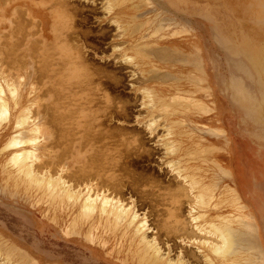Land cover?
<instances>
[{"label":"rangeland","instance_id":"rangeland-1","mask_svg":"<svg viewBox=\"0 0 264 264\" xmlns=\"http://www.w3.org/2000/svg\"><path fill=\"white\" fill-rule=\"evenodd\" d=\"M21 1H23V5H18L19 8H22L20 10L16 4L8 6L9 4L4 3L0 7V12H5L7 16L0 15V21L8 24L11 18L14 17L13 15H15L25 20V22L31 23L27 21L31 20L29 19L31 18V9L42 12L41 17L44 18V36L48 40L47 43L51 49H53L50 50L49 56H46L47 51H49L48 46L47 51L44 50L46 52L42 51L43 53L40 49H37V51H40L37 54L40 57L43 56L41 57L42 59L45 57L50 59L52 56V60L50 59L52 63L55 60L53 57L56 56V60L59 58L58 61H54V64L50 66L48 64H51V62L47 58H45L48 60L47 62H44L41 58H36V60L40 59L41 61L33 60L35 57H32L33 59H30V57L24 58L27 60V63L30 61L23 69L25 72L28 67L29 74L27 72V78V74H23V79L21 80L22 90H20V93L27 99L34 97L37 100L36 97L39 96V103H35L39 107H35V105V108L33 107L38 112L34 113L35 111H32V114L34 113L32 115L34 122L41 123L45 117L47 119L45 118L44 121L56 117L58 123L62 122V125H64L61 127L58 124L56 127L57 121L55 122V119L51 120L53 122H49V120L40 124L42 128L46 127L43 130H46L47 134L49 130L50 135H45L44 132L46 131H42L41 136H45L41 137L40 143H42L41 146L43 144L45 146H42L43 148L41 147V149L39 146L37 152L40 151L38 155L41 157V153L45 152L42 149L46 150L47 148L48 153L47 151L45 153L48 155L47 158L49 157L50 159H46L44 157L46 154L44 153L41 158L43 162H49V160L50 162H47V165H45L46 162H40L41 160L38 159L39 163L36 164L37 162H35V168L41 165L40 168L38 167V171L42 169V172L49 171L50 174L56 173V175L62 176L63 174H67L68 170L72 173L75 169L71 168L83 163L84 159L88 162V157L94 153V150L92 151L91 148L93 146L90 147L86 143L85 140L87 138L85 137V140H81L87 146L80 145L81 148L74 146H76V143L85 144L80 142L76 137H79V132L84 130L81 124L84 125L83 122L87 121V118L92 116L93 113V116L97 115L99 119L97 116L95 120L91 117L90 122L94 120V123H100L99 125L101 126L98 125L99 128L98 126L96 128V124L91 123V125L95 126L94 128L92 125V129L101 131L105 136L113 133V137L115 134V138L111 136H106V138L101 133H96L95 131L96 134H101L99 136L101 138L100 141H105L104 144L109 145L107 149L110 148L109 151H105L107 150L106 146L101 142L96 141V143L93 142L94 140L90 142V144L95 143L98 147H102V150L98 152V155L100 154L101 156L99 157L100 160L96 161V164L99 165L101 163V167H106L102 171L105 176L113 172V174H108L109 176H107L111 180L113 179L114 183H125H123L122 187L117 185L116 188L118 187L119 189L115 188L112 194L116 197L121 195L120 199L124 200L125 198L124 201L130 202L140 217L145 214L148 222L147 227H149V230H146V233L148 232L146 235L150 239H152V236L153 238H157L156 242L159 248L162 247L160 249L161 256H168V258H171L175 262L183 258V260H187L186 264H206L204 262L206 261L205 252H202L198 248L203 234L196 231L194 222L190 220L191 215L188 209L192 205V195L187 189V184L183 180L180 182L182 178L180 179L175 171V173H172L173 170L170 168L172 159L176 157V160L181 159L180 165L194 171L198 179L204 182L215 181L219 194L229 190V188L238 190L244 205L256 219L257 231L251 233L248 228L243 226L246 218L244 220L240 219L237 221L238 223L235 221L233 225L236 228H242L241 230L237 228L238 232L236 234L239 236H235L237 243L235 248L238 252L236 255L240 254L238 260L240 263L243 262L241 264H256L257 261V264H261L262 256L256 248L254 240L256 238L258 243L260 242L264 248V74L261 72L260 66L252 59L251 50L254 52V55L258 54L264 44V23L258 22L259 19H264V0H124L121 5L110 12L104 9L106 6L105 0H67V2L64 0V4L67 3L63 6L64 8L67 9V6L71 4L72 7L70 6L69 10L72 8L74 12L79 11L76 17L73 16L71 26L68 29H64L66 31L59 29L62 24L59 17L61 10L58 9L57 4L50 5L53 3V0ZM47 5H50L49 8L52 6V8H46ZM73 6L75 7L73 8ZM25 9V13L20 12ZM12 11L15 13L13 14ZM73 24L76 27L74 29ZM33 25L34 23H32V27ZM53 28H57L58 30L53 31ZM26 29L27 32L29 29L32 30L28 25ZM36 29L37 27L33 29L35 36L33 30V32H29H32L31 35L28 33L30 38L27 37L31 42L40 38L37 32L38 29ZM3 31L6 32V29ZM67 31L68 36H65L64 33L60 34L61 32L67 33ZM75 33L77 36H75ZM32 36L35 40H31ZM61 36L62 38H60ZM244 36L251 38V41H246L248 46L241 43V38ZM55 40H59L60 42H56ZM70 44L73 45L71 46ZM78 47L80 53L83 54H80V56L87 59H82L84 61L81 62V66H91L95 69L91 71L89 69L91 67L86 68V70L94 73H89V76L92 74L90 78H88L89 76L87 77L88 72L86 70L83 71L80 66L79 69H76V65H72V62L71 66L73 68L69 65L68 55L78 54L75 53L78 52L76 49ZM39 48L43 49V47ZM51 52L57 53L54 56ZM37 54L33 56H37ZM127 55H135L139 58L128 59ZM38 61L39 63L37 64L36 62ZM60 62L64 69H61V65L58 66ZM40 63H42V66ZM43 64L46 69L49 67L50 71L45 69V76L50 77V83L42 78V76L44 77L41 72L42 70L44 73ZM53 65H56L58 69L61 67V70L59 69L60 72L67 73V76L64 74L67 78L64 79L67 82H63L64 76L58 77V75H61L58 69L51 72L50 68L55 69L56 67ZM37 66H41V68L37 70ZM34 70L40 71V73L34 72ZM79 70H82V73L86 72L83 73L84 78L82 77L83 75L78 76ZM33 72L34 75L32 74ZM36 73L41 74L40 78L43 81L45 80L46 83L36 77L38 76ZM33 76L37 81L40 80L44 84H40L39 82L32 84ZM8 78L10 77L8 76ZM36 79L33 82H37ZM46 79L48 80L49 78L46 77ZM77 80L82 82H77L79 86L76 83ZM63 83L65 85L68 84L69 88ZM31 85L34 88V85H38L36 91L34 88L33 90H29L31 89ZM42 85L44 86L43 89ZM63 85L65 86L64 89ZM76 85L78 87L75 89ZM49 86L52 90L49 89ZM52 86L56 88L54 89ZM72 87L73 89L71 90ZM57 89H61L62 92L59 91L57 93ZM147 89H151L158 94L164 102H175L173 114L168 115L161 107L142 106V104L144 105L142 93L143 90ZM44 90L51 91L52 93L50 92L48 95ZM29 91H32L30 96L27 95ZM62 93H66L65 96L69 95L70 99L68 97L64 99ZM36 94L39 95L37 96ZM61 95L63 96V103L61 102L60 105V101L62 100ZM107 95H109L108 99L105 98ZM86 96L95 97L90 99ZM71 99L72 101L75 99L76 103H71ZM64 100L66 103H64ZM89 101H91L90 104H87ZM57 104L63 108H61L60 112L56 110L58 108ZM76 104L79 107L80 104L83 105L84 110L78 106L77 108ZM85 104L88 106H84ZM106 104L108 109L105 108ZM68 105L69 107L71 105L70 109L75 111L74 114L68 109L69 107L65 108ZM44 106H47L48 111L45 110ZM72 106L76 107L75 109L78 112ZM88 108L91 110V113L87 111ZM50 109L51 111L53 109L52 113L55 111L54 113H61V116H68H65V118L59 117V114L57 119L56 114L52 115ZM58 109L60 110V108ZM98 109H103L104 114L110 112V115L108 114L109 117L108 115L102 116V111L99 113ZM39 110H42L43 113ZM47 112H50L49 114L52 116H48ZM77 113L80 118L76 116ZM85 114L87 115L85 116ZM14 117L12 115L10 123L0 126V264H136L135 251L138 245L131 230H126L122 225L113 227L110 225V222L107 223L104 219L95 215L91 221L86 222L85 220L81 223L79 232L66 233L64 229L80 217L78 204L66 203L59 210L55 211L52 205V198L46 191L24 188L21 184V178L17 177L14 168H9L11 167V164L8 163L9 149L3 147L5 140L13 131V124L11 122ZM59 118H62L60 119L61 122H59ZM72 118H75L76 122ZM149 118L156 120L150 129L148 128ZM165 119L179 122L181 126L180 130L185 132L179 135L182 151L178 152V155L169 153L166 147H164L165 145H163L167 138L165 135ZM63 121H66V123ZM69 121H72L71 123L74 122V125L69 124ZM146 121L148 122L145 123ZM77 122L81 123H79L80 126ZM52 125L55 126L53 127ZM67 125L73 128L68 129ZM59 126L65 129V133L66 131L67 133L70 132L68 134L70 137L65 133L64 135L61 132L63 131L61 128L59 132L57 130ZM91 128L90 130H92ZM103 128L104 131H102ZM106 129L107 132L109 129L111 133L108 132L106 134ZM54 130L57 131L55 132ZM71 130L76 134L73 135ZM94 130L91 133H94ZM58 132L60 136L62 134V137H58ZM83 132L81 135H88ZM63 136H67L68 139L65 138L63 140ZM71 137L73 140L70 142ZM59 138L62 139L59 140ZM134 138H140L141 142H143V152L140 150L142 153H140L139 157L131 150V147L137 144L133 143ZM122 139L123 143L120 142ZM98 142L104 146H101ZM95 144L94 148L96 149L97 146ZM66 148L67 151H65ZM69 148L71 149L70 151ZM77 148H80L82 151H77ZM186 148H193L196 150V154L184 155ZM49 151H52V155L50 153L51 157L49 156ZM63 152L64 156H62ZM69 152L71 155H68L70 154ZM75 152L78 154L76 155ZM57 159H62V161H58ZM121 159L123 165L121 164ZM51 160H54V163ZM116 160L120 164L117 166L118 168L114 167L111 171L109 169L111 166L108 162ZM50 164L51 166H49ZM58 164L59 166H57ZM85 165L88 164L85 163ZM106 170L108 173H105L107 172ZM117 170H120L121 173ZM92 171L94 170L92 169ZM121 179L123 181L120 183ZM184 184L186 188L183 187ZM231 204L234 203H225L219 206L212 205V207L209 205L204 209L205 211L201 210L200 212L204 213V217L209 220H214L218 216L225 214L233 216L236 215V211L234 210L236 204L234 206ZM53 218H56L58 222L53 220ZM240 221L242 225H240ZM162 225L165 228H162ZM183 225L186 227V233ZM191 229L195 230V232H191ZM246 233L247 235H245ZM237 239H239V242H237ZM9 246L15 248L11 250V253L14 255L8 256L9 258L8 260L6 259L5 263L3 258ZM25 251L30 255L27 260L17 258L19 253L20 256Z\"/></svg>","mask_w":264,"mask_h":264},{"label":"bare ground","instance_id":"bare-ground-1","mask_svg":"<svg viewBox=\"0 0 264 264\" xmlns=\"http://www.w3.org/2000/svg\"><path fill=\"white\" fill-rule=\"evenodd\" d=\"M17 0H0V7H2V5L4 4V3H6V4H9L8 6H10V5H14V4H16L17 5V7H18V5H23V1H21V0H19V1H17ZM30 1V0H29ZM52 1V0H51ZM51 1H49L50 3H51ZM62 1H64V0H62ZM62 1H59L58 2V0H53L52 2L53 3H51L50 5H52V4H57V6H58V9H60L61 11H60V13H59V17H60V20H61V25H60V27H59V29L60 30H64L65 28L66 29H68L70 26H71V22H72V18H73V16L74 17H76L77 15H78V12H74V11H72V8H70V10H69V7L71 6V4L70 5H68L67 7V9L66 8H64L63 6H65L66 4H64L65 3V1L62 3ZM102 1V0H101ZM106 1V6H105V8L104 9H107V12H110V11H112V10H115L119 5H121L123 2H124V0H105ZM40 2V1H39ZM48 2V3H49ZM56 2V3H55ZM66 2H67V0H66ZM25 3V2H24ZM35 3V2H34ZM45 4V3H44ZM34 5V4H33ZM50 5H47L46 6V8H49L50 7ZM74 5V4H73ZM261 5V4H260ZM259 5V6H260ZM37 6V5H36ZM53 6V5H52ZM52 6H51V8H52ZM56 6V5H55ZM56 6V7H57ZM72 7V6H71ZM75 6H73V8H74ZM104 7V6H103ZM15 8V7H14ZM13 8V9H14ZM51 8H49V9H51ZM10 9V8H9ZM12 9V10H13ZM18 9L20 10V9H22V8H19L18 7ZM56 9V8H55ZM77 10H78V8H76ZM11 10V9H10ZM15 10H17L16 8H15ZM53 10H54V8H53ZM70 12H69V11ZM76 10V11H77ZM26 12V9L25 10H23V11H20V12ZM72 11V12H71ZM9 12H11V11H9ZM24 12V13H25ZM57 12V11H56ZM12 13H13V11H12ZM15 13V12H14ZM13 13V14H14ZM41 13L42 12H39L38 10H35V9H31V13H30V17L31 18H29V19H31V20H27V21H30L31 23H27V22H25V20H23V19H21V18H18L17 16H15V15H13L14 17L13 18H11V21L8 23V21H7V23L8 24H6V23H4V22H2V21H0V126H2L3 124H5V123H10V121H11V117H12V115H14L15 117H14V119L12 120V124H13V131L9 134V136L7 137V139L5 140V143H4V146L3 147H5V148H7V149H9V158H8V163H10L11 164V167H9V168H11L12 169V167L14 168V170H15V172H16V175H17V177H20L21 178V184L24 186V188H26V189H36V190H42V191H46L48 194H49V196L52 198V205H53V208H54V210L56 211V210H59V208L62 206V205H64V204H66V203H77L78 204V206H79V211H80V217H79V219L78 220H76V221H73L69 226H67V228L66 229H64V231L66 232V233H76V232H79V230H80V228H81V223L82 222H84L85 220H86V222H88V221H91L92 219H93V217L95 216V215H98L99 216V218H102V219H104L105 220V222H110L111 224L110 225H112L113 227H116V226H119V225H122V226H124L125 227V229L126 230H131L132 231V233H133V235H134V237H135V239H136V241H137V249H136V251H135V258H136V261H137V263L136 264H186V261L185 260H183V258H182V260L185 262H183L182 260H179V261H177V262H175V261H172L171 260V258H168V256L167 257H163V256H161V253H160V249H162V247L161 248H159V246H158V244H157V242H156V235L154 236L155 238H153V236H152V239H150L149 237H147V233H146V230L148 229L149 230V227H147V220H146V217H145V214H143V216H141L140 217V215L137 213V211H135V207H133L132 205H131V203L130 202H126V201H124L125 200V198H124V200L123 199H120V196L121 195H119V197L117 196H114V194H112L114 191H115V188H116V186L118 185H120L121 187L123 186V183H121L123 180L121 179V181H120V183L122 184H117V183H114V181H112L111 180V178H109L108 176V174H113V172L112 173H108V171L107 172H105V173H108L106 176L104 175V173L102 172L103 170H104V168L106 169V167H101V163L99 164V165H97L96 164V161H99L100 159H99V157H101L100 156V154L98 155V152H100V150H102V147H98L97 146V144H95V143H92V144H90V142L92 141V140H94L93 142H96V141H99V142H101L102 144H104V142L103 141H100L101 140V138L99 137L101 134H102V132L100 131L99 132V130L97 131V129H92L91 128V126L93 125H91V123H94V120H95V117L97 116H93L94 114L92 113V116H90V117H88L87 118V121L85 122H83L84 123V125L83 124H81L80 122H77L78 123V125H79V123L81 124V126H83L84 127V132L83 131H80L79 133V137H80V139H79V137H76V138H78V140H80V142H83V143H85L84 141H81L82 139L83 140H85V137L87 138L85 141H86V143H88L89 145H90V147L91 146H93V147H91L92 148V151L94 150V153H92L89 157H88V162H86L85 161V159H84V161H83V163H81L80 165H76L77 167H74V168H71V169H75L74 171H72V173L70 172V170H68L66 173L67 174H63L62 176L61 175H56V173L54 174H50V172L48 173L47 171L46 172H42L41 170L40 171H38V167L40 168V166L41 165H39V166H37V168H35L36 166H35V162H37L36 164H38L39 163V161H38V159H40L41 161L40 162H43L42 161V158L41 157H43L42 155H43V153L44 154H46V156L44 155V157H46V159H50L49 157L47 158V153H48V151H47V148L46 147H44V148H46V150L45 149H42V151L44 150L45 152L47 151V153H45V152H43V153H41V157H40V155H38L39 153H40V151H38L37 152V150H38V147L40 146V149H41V147L42 146H45L44 144L41 146V144L42 143H40V140H41V137H44L45 135H50V133H49V130H48V134H47V131L46 130H43L44 128L46 129V127H44V128H42V126L40 125V124H43V122H47V121H49V120H47V121H44L45 120V118H44V120H42L43 122H41V123H35L34 122V119H33V114L34 113H37L38 112V110H34L33 109V107H34V105H35V107L37 106V107H39V105H36L35 103L37 102V103H39L38 101V98H39V94H36L38 97H36L37 98V100L36 99H34V97H32L31 99H27V98H24L23 97V95H21V93H20V90H22L21 88V80L23 79V74L24 73H26L27 74V72H28V74H29V70H28V67L26 68L27 70L24 72V67H25V65L26 64H28L30 61H28V63H27V60H25L24 58H27V57H30V59H33L34 57V59L33 60H36V58H41V57H43V56H38L39 54H37V52H39L40 53V51H37V49H40L41 50V52L42 51H44V50H46L47 51V48L49 49V51H47V54H46V56H49V52H50V50H52L51 49V47H50V45L47 43L48 42V40L46 39V37L44 36L45 35V32H44V18L43 17H41ZM73 13V14H72ZM0 15H5V12H0ZM24 15V14H23ZM29 15V14H28ZM5 16H7V15H5ZM26 16V15H25ZM24 17V16H23ZM27 17V16H26ZM25 18V17H24ZM57 18V17H56ZM28 19V18H27ZM52 19V18H51ZM129 20V19H128ZM255 20V19H254ZM55 21V20H54ZM53 21V22H54ZM58 21H59V19H58ZM263 22L264 23V19L263 20H261V19H259L258 20V22ZM214 22V21H213ZM32 23H34V25H33V27H32ZM56 23V22H55ZM115 23V22H114ZM26 24V25H25ZM31 24V25H30ZM136 24V23H135ZM27 25L28 26H30V28H32V30L33 29H35L36 27H37V29H38V33H39V36H40V38L39 39H37L36 41H30V40H28V37L32 34V32L34 31H32V30H30L29 29V31L27 32V29H26V27H27ZM56 25V24H55ZM116 25V24H115ZM134 25V24H133ZM261 25H262V23H261ZM36 26V27H35ZM75 26V24H73V29L74 28H76V27H74ZM120 26V25H119ZM135 27H137L136 25H134ZM116 27H118V26H116ZM133 27V26H132ZM132 27H131V29H132ZM135 27H134V29H135ZM4 29H6V32H4L3 30ZM36 29V30H37ZM56 29L57 28H53V31L55 30L56 31ZM58 30V29H57ZM133 30V29H132ZM131 30V31H132ZM30 31H32L31 33H29ZM53 31H51V32H53ZM64 31H66V30H64ZM119 31V30H118ZM36 32V33H37ZM121 32H123V30H121ZM28 33L30 34V35H28ZM34 33V36H35V31L33 32ZM62 33H64V35L65 36H68V31H67V33L66 32H61L60 34H62ZM66 33V34H65ZM119 33V32H118ZM73 34V33H72ZM51 35V34H50ZM74 35V34H73ZM119 35V34H118ZM28 36V37H27ZM54 36V35H53ZM75 36H77L76 35V33H75ZM48 37V36H47ZM72 37H74V36H72ZM30 38V37H29ZM32 38H33V36H32ZM31 38V40H35V38H33L32 39ZM58 38V37H57ZM56 38V39H57ZM60 38H62V36L60 37ZM65 39H68V38H65ZM242 39V41H241V43H244L245 45H247L248 43H246V41H251V38H249V37H242L241 38ZM47 40V41H46ZM60 40V39H59ZM59 40H57V41H59ZM74 40V39H73ZM56 41V40H55ZM56 41V42H57ZM64 41V40H63ZM75 42H76V40H74ZM60 42V41H59ZM58 42V43H59ZM62 42V41H61ZM65 42V41H64ZM37 44H41V45H45V46H39V45H37ZM68 44V43H67ZM244 44H242V45H244ZM36 45V46H35ZM66 45V44H65ZM71 46L73 45V44H70ZM38 46V47H37ZM48 46V47H47ZM68 46V45H67ZM71 46H69L70 48H71ZM114 46V45H113ZM118 46V45H117ZM248 46V45H247ZM39 47H43V49L42 48H39ZM46 49H45V48ZM72 49V48H71ZM73 49H75V48H73ZM77 49V51L78 52H75V53H78V54H76V55H78V56H76V55H74V54H70V55H68L69 56V65L71 66V62H72V65L74 64V65H76V69H79V66H80V68L81 69H83V71H85L86 70V68L87 67H91V66H87V67H85V65H83V66H81V62H83L82 61V59H85V57H83V56H80V50H78L79 49V47L78 48H76ZM135 49H137V48H135ZM46 51H44V52H46ZM76 51V50H75ZM83 51V50H82ZM144 51V50H143ZM54 52V51H53ZM53 52H51V53H53ZM131 52V51H130ZM142 52V51H141ZM147 52V51H146ZM34 53V54H33ZM43 53V52H42ZM41 53V54H42ZM55 53H57V52H55ZM55 53H53L52 55H54ZM126 53V52H125ZM133 54H134V52H132ZM35 54H37V56H33V55H35ZM44 54V55H45ZM140 54V53H139ZM56 55V54H55ZM54 55V56H55ZM67 55V54H66ZM81 55H83V54H81ZM51 56V55H50ZM145 56V55H144ZM33 57V58H32ZM67 57V56H66ZM79 57H81L80 59H78ZM83 57V58H82ZM128 59L129 58H131V59H134V58H139L138 56H135V55H127L126 56ZM251 57H252V59L254 60V62H256L259 66H260V69H261V72L264 74V44H263V46L261 47V49H260V52H258V54H255L254 55V52L251 50ZM45 58H47V57H45ZM42 59L41 58V60H43L44 62H47L48 60L47 59H49V58H47V59ZM53 58H55V60H53V63L51 62V60H52V56L50 57V62H51V64H48V63H46V64H48V66H50V65H52V64H54V61H58L59 60V58H58V60H56L57 58H56V56L55 57H53ZM127 59V60H128ZM130 59V60H131ZM29 60V59H28ZM32 60V61H33ZM37 60H39V61H41L40 59H37ZM36 60V61H37ZM63 60H64V57H63ZM68 60V59H67ZM85 60H87V59H85ZM39 61L38 62H36L37 64L39 63ZM61 61V60H60ZM65 61H66V59H65ZM64 61V62H65ZM133 61V60H132ZM86 62V61H85ZM131 62V61H130ZM36 63H34V64H36ZM43 63V62H42ZM42 63H40V65L42 66ZM129 63V62H128ZM45 64V63H44ZM44 64H43V67L42 68H44V73H43V71L41 70V72H42V75H44V77L42 76V78L43 79H45L47 82L49 81V80H51L50 79V77H48V76H45L46 75V73H45V69H46V67L44 66ZM56 64V63H55ZM59 64V63H58ZM57 64V65H58ZM65 64V63H64ZM61 65V69H64L63 68V65L61 64V62H60V64L58 65V66H60ZM90 65V64H89ZM41 66L40 67H36V68H38L37 70H39V68H41ZM47 66V65H46ZM53 66H56V65H53ZM78 66V67H77ZM83 67V68H82ZM141 67V66H140ZM35 67H34V69H36ZM49 67H47V69H48ZM54 68V67H53ZM59 68V69H60ZM71 68H73L72 66H71ZM75 68V67H74ZM92 68V67H91ZM91 68H89L91 71H94L95 69H94V67L91 69ZM46 69V70H47ZM51 69V72H52V70H57L58 69V67L56 66L55 67V69H52V68H50ZM58 69V70H59ZM60 69V70H61ZM88 69V68H87ZM94 69V70H93ZM35 71L34 70V72H38V73H40V71ZM49 70V69H48ZM47 70V71H48ZM60 70H59V72H60ZM71 70V69H70ZM90 70H86L87 72H88V74H87V77L89 76V73H93V72H90ZM46 71V72H47ZM50 71V70H49ZM76 72H77V70H75ZM75 71H73V72H75ZM149 71V70H148ZM34 72L32 73L33 75H34ZM63 72V71H62ZM62 72H60V76L58 75V77H60L61 78V76H64V72H63V74H62ZM79 73H78V76L80 75H83L82 77L84 78V74L83 73H86V72H83L82 73V70L80 71H78ZM96 72V71H95ZM38 73H36V74H38ZM50 73V72H49ZM48 73V74H49ZM28 74L26 75V78H27V76H28ZM67 74V73H66ZM65 74V75H66ZM94 74V73H93ZM111 74V73H110ZM39 74H38V76H36V77H38L39 79H41V81H43V79L42 78H40L41 76H40ZM92 75V74H91ZM91 75L88 77V78H90L91 77ZM8 76L10 77V78H8ZM13 76H15L14 77V79H13ZM56 76V75H55ZM67 76V75H66ZM69 76V75H68ZM95 76V75H94ZM34 77V76H33ZM46 77L47 78H49L48 80L46 79ZM52 77V76H51ZM70 77V76H69ZM85 77H86V74H85ZM86 77V78H87ZM35 78V77H34ZM34 78H32L33 80H35ZM57 78V77H56ZM55 78V79H56ZM64 78H66L65 76L63 77V82L65 83V82H67V81H65V79ZM85 78V79H86ZM152 78V77H151ZM211 78V77H210ZM54 79V80H55ZM67 79V78H66ZM148 79V78H147ZM33 80H32V84H37L38 82L41 84V83H46V81L44 80L43 82H41L40 80H38L37 81V79H36V81L37 82H33ZM54 80H53V82H54ZM57 80V79H56ZM55 80V81H56ZM62 80V79H61ZM79 80H82V79H79ZM89 80H91V79H89ZM149 80V79H148ZM58 81V80H57ZM56 81V82H57ZM75 81V80H74ZM60 82V81H59ZM77 82H79L78 80L76 81V83ZM81 82V81H80ZM79 82V83H80ZM91 82V81H90ZM43 83V84H44ZM49 83H50V81H49ZM49 83H48V85H49ZM62 83V82H61ZM63 83V84H64ZM75 83V84H76ZM79 83H77L78 84V86H79ZM82 83V82H81ZM53 84V83H52ZM51 84V85H52ZM88 84V83H87ZM45 85H47V84H45ZM65 85V84H64ZM63 85V89H64V87L66 86H68V84L67 85H65L64 86ZM86 85V84H85ZM84 85V86H85ZM89 85V84H88ZM33 85H31V89H29V90H33V88L34 87H32ZM35 86V91H36V87H38V85L36 86V85H34ZM56 86H58V85H56ZM60 86V85H59ZM73 86V85H72ZM77 85L75 86V89H76V87H78ZM80 86H83V85H80ZM93 86V85H92ZM52 87H54V86H52ZM62 87V86H61ZM44 88V86L42 85V89ZM56 87H54V89H55ZM57 88H59V87H57ZM68 88H69V86H68ZM49 89H51L52 90V88H50V86H49ZM62 89V90H63ZM73 89V87L71 88V90ZM78 89H80V88H78ZM154 89V88H153ZM46 90H44V92H45ZM62 92L61 91V89H57V93L58 92ZM68 91H69V89H68ZM76 91V90H75ZM88 91V90H87ZM96 91V90H95ZM94 91V92H95ZM23 92V91H22ZM41 92H42V90H41ZM51 91H46V93L49 95V93H50ZM66 92V91H65ZM69 92H71V91H69ZM85 92V91H84ZM175 92V91H174ZM180 92V91H179ZM24 93V92H23ZM31 93H32V91H29L28 93H27V95H31ZM52 93V92H51ZM54 93V92H53ZM72 93H74V92H72ZM87 93V92H86ZM181 93V92H180ZM183 93V92H182ZM42 94V93H41ZM40 94V95H41ZM44 94V93H43ZM65 94L66 93H62V95L64 96V99H65V97L67 98L68 97V99H70V96L68 95H66L65 96ZM94 94V93H93ZM143 94V95H142ZM141 95L143 96V98H144V105L142 104V106H145V105H150L152 108H154V107H157V108H159V107H161L162 108V110H164V111H166L167 112V114L168 115H172L173 114V112L175 111L174 110V107H173V105H176V103L175 102H169V101H166V102H164V101H162L161 99H160V96L158 95V94H156L154 91H152L151 89L150 90H143V93H142ZM185 94H187V93H185ZM27 95H26V97H27ZM61 95V98L63 97ZM91 95H92V93H91ZM98 95V94H97ZM51 96V95H50ZM102 96V95H101ZM87 97V96H86ZM92 97H95V96H92ZM92 97H87V98H90V99H93ZM108 97H109V95H107L105 98L106 99H108ZM177 97V96H176ZM180 97V96H179ZM29 98V97H28ZM56 98V97H55ZM60 98V97H59ZM61 98H60V100H61ZM77 98V97H76ZM172 98H174V97H172ZM184 98V97H183ZM57 99V98H56ZM79 99V98H78ZM167 99H169V98H167ZM190 99V98H189ZM42 100V99H41ZM52 100V99H51ZM54 100V99H53ZM58 100V99H57ZM74 101H72V99H71V103H76V100L75 99H73ZM183 100V99H182ZM56 101V100H55ZM63 101V98H62V100L60 101V105H61V102ZM70 101V100H69ZM101 101V100H100ZM90 102L91 101H89V102H87V104L89 103L90 104ZM95 102V101H94ZM93 102V103H94ZM141 102V101H140ZM41 103V102H40ZM63 103V102H62ZM64 103H66L65 102V100H64ZM70 103V102H69ZM73 103V104H74ZM85 103V102H84ZM178 103H180V102H178ZM183 103V102H182ZM185 103V102H184ZM187 103V102H186ZM51 104V103H50ZM56 104V103H55ZM59 104V103H58ZM58 104H57V106H58ZM83 104V103H82ZM87 104H85L84 106H88ZM52 105H53V103H52ZM78 105H79V103H78ZM77 104H76V107L78 106ZM95 105V104H94ZM55 107H56V105H54ZM66 106V105H65ZM83 105H81L80 104V109H82V110H84V107H82ZM103 106V105H102ZM107 106V104L105 105V108H107L106 107ZM108 106H109V104H108ZM121 106V105H120ZM184 106V105H183ZM191 106V105H190ZM34 107V108H35ZM45 107V106H44ZM47 107V106H46ZM45 107V108H46ZM63 107H64V105H63ZM69 107V105L67 106V107H65V108H68ZM70 107H71V105H70ZM70 107L68 108L69 110H71L70 109ZM72 107H74V106H72ZM76 107H74L73 109L74 110H76L75 108ZM77 107V108H78ZM122 107V106H121ZM148 107V106H147ZM176 107H178V106H176ZM58 108H60V110L58 109ZM58 108L56 109V110H58L59 112L61 111V108L62 107H60V106H58ZM87 108V107H86ZM120 108V107H119ZM149 108V107H148ZM170 108H171V110H170ZM181 108V107H180ZM184 108H187V107H184ZM63 109V108H62ZM67 109V110H68ZM79 109V110H80ZM108 109V108H107ZM110 110H111V108H109ZM178 109V108H177ZM35 112H34V111ZM43 110V109H42ZM42 110H39L40 112H42ZM45 110H47V108L45 109ZM66 110V109H65ZM69 110H68V112H69ZM81 110V111H82ZM103 110V109H102ZM101 109L99 110L98 109V111H99V113H100V111H102ZM180 110V109H179ZM32 111L34 112L33 114H32ZM48 111V110H47ZM50 111H51V109H50ZM52 111H53V109H52ZM52 111H51V113H52ZM72 111V110H71ZM77 111V110H76ZM87 111H89V113H91V110L88 108L87 109ZM97 111V112H98ZM105 111H106V109H105ZM46 112V111H45ZM55 112V111H54ZM52 113V115H55L56 114V116H57V119H58V115L60 114V116L59 117H64L65 118V116H61V113ZM67 112V111H66ZM73 112V114L75 113V111H72ZM78 112V111H77ZM103 112V113H102ZM101 112V115L102 116H106V115H108L109 113H106V114H104L105 112L104 111H102ZM43 113V112H42ZM41 113V114H42ZM50 112H47V114H49ZM163 113V112H162ZM39 114V113H38ZM66 114H68V113H66ZM178 114V113H177ZM51 114H49L48 116H50ZM51 115V116H52ZM79 114L77 113V117H79L78 116ZM87 114H85V116H86ZM89 115V114H88ZM99 115V114H98ZM110 115V114H109ZM109 115H108V117H109ZM34 116H37V115H34ZM43 116H45L44 114H43ZM68 116V115H67ZM66 116V117H67ZM84 116V115H83ZM100 116V115H99ZM157 116V115H156ZM174 116V115H173ZM38 117V116H37ZM55 117V116H54ZM53 117V118H54ZM70 117V116H69ZM72 117H73V115H72ZM93 118L94 120H92L91 122H90V118ZM98 117V116H97ZM97 117H96V119H97ZM101 117V116H100ZM35 119H36V117H34ZM49 118H51V117H49ZM80 118V117H79ZM78 118V119H79ZM83 118H85V117H83ZM173 118V117H172ZM47 119V118H46ZM55 119V122L57 121L56 120V117L54 118ZM54 119H51V120H54ZM60 119H62V118H59V122H61L60 121ZM75 118H72V120L74 121V122H76L75 120H74ZM77 119V120H78ZM98 119H99V117H98ZM103 119V118H102ZM150 119V118H149ZM49 121V122H53V121ZM64 120V119H63ZM69 120V119H68ZM97 121V120H96ZM164 121V120H163ZM38 122V121H37ZM39 122H40V120H39ZM48 122V123H49ZM54 122V123H55ZM63 122H65L66 123V121H63ZM72 122V121H71ZM70 121H69V124L71 123ZM73 122V123H74ZM101 122V121H100ZM103 122V121H102ZM148 121H146L145 123H147ZM156 122V120L155 119H153L152 118V120L150 119V121H149V124H148V128L150 129V127H152L153 125H154V123ZM47 123V124H48ZM54 123H51V124H54ZM57 123V124H56ZM55 124H56V127L58 126V124L61 126V127H63L64 125H62V122L61 123H58V121L56 122ZM73 123H71V124H73ZM77 123H76V125H77ZM164 123V122H163ZM68 124V123H67ZM68 124V125H69ZM94 124H96V123H94ZM100 124V123H99ZM99 124H96L95 126H96V128H97V126L99 125ZM102 124V123H101ZM165 129H166V136H167V138L165 139V142H164V144L163 145H165L164 147H166V150L169 152V153H171V154H173V155H178V152L180 153V151H182V148H181V140H180V134L181 133H185L184 131H181L180 129H181V126H180V124H179V122H177V121H173V120H169V119H165ZM44 125H45V123H44ZM66 126V127H68V129H72L71 127H69V126ZM74 125V124H73ZM145 125V124H144ZM53 126V125H52ZM55 126V125H54ZM53 126V127H54ZM59 126V128L57 129V130H59V132L61 131V127ZM80 126V125H79ZM94 126V125H93ZM95 126H94V128H95ZM99 126H101V125H99ZM99 126H98V128H99ZM157 126V125H156ZM48 127V126H47ZM55 127V128H56ZM145 127V126H144ZM55 128H53V129H55ZM61 128V129H60ZM81 128V127H80ZM90 128L92 129V130H90ZM149 129H147V130H149ZM57 130H54L55 132L57 131ZM63 131H61V132H63V134L65 133L64 131H65V129H62ZM75 130V129H74ZM90 130V131H89ZM94 130V133L92 132L91 133V131H93ZM101 130V129H100ZM42 131H46V132H44L45 133V135H43V136H41V133H42ZM51 131V130H50ZM95 131H96V133H101V134H96L95 133ZM102 131H104V128H103V130ZM151 131V130H150ZM163 131V130H162ZM58 132V133H59ZM85 133V134H88V135H84V134H82L81 135V133ZM108 132H109V129H108ZM107 132V129H106V134L108 133ZM121 132V131H120ZM71 133H73V135L74 134H76V133H74L72 130H71ZM109 133H111V131L109 132ZM162 133V132H161ZM52 134V133H51ZM68 137H70L68 134H70V132L69 133H67V131H66V133H65ZM64 134V135H65ZM78 134V133H77ZM113 134V133H112ZM112 134H107L106 136L108 137V136H111L112 137ZM119 134V133H118ZM126 134V133H125ZM53 135V134H52ZM103 135V134H102ZM60 136V133L58 134V137ZM67 136H63L64 138H63V140L65 139V138H67ZM81 136H83V137H81ZM88 136V137H87ZM103 136H105V135H103ZM105 136V137H106ZM114 136H115V134H114ZM113 136V137H114ZM122 136V135H121ZM124 136H126V135H124ZM165 136V137H166ZM51 137V136H50ZM57 136H56V138H58ZM60 137H62V134H61V136ZM106 137V138H107ZM112 137V138H113ZM123 137V136H122ZM55 138V137H54ZM76 138H74L75 140H76ZM112 138H110V139H112ZM115 138V137H114ZM118 138V137H117ZM164 138V137H163ZM60 139H62V138H59V140ZM68 139V138H67ZM109 139V140H110ZM126 139V138H125ZM124 139V140H125ZM142 139H144L143 137H142ZM70 140V139H69ZM73 140V138L71 137V140H70V142ZM88 140V141H87ZM107 140V139H106ZM127 140V139H126ZM119 141V140H118ZM117 141V142H118ZM123 141V139L122 140H120V142H122ZM143 141V140H142ZM44 142V141H43ZM52 142V141H51ZM98 142V143H99ZM117 142H116V144H117ZM39 143H40V145H39ZM79 144V143H76V146H74V147H80V145H86L87 146V144ZM97 143V142H96ZM123 143V142H122ZM133 143H137L136 145H133L132 147H131V150H132V152L137 156V157H139L140 156V153H142L143 152V148H142V145H143V142H141V140H140V138H134L133 139ZM178 143H180V145H178ZM66 144V143H65ZM78 144V145H77ZM94 144L98 147H96V149L94 148L95 146H94ZM100 144V143H99ZM62 145V144H61ZM101 145V144H100ZM105 146H106V149L109 147V145H107V144H104ZM104 145H101V146H104ZM54 146V145H53ZM68 146V145H67ZM86 146H84L85 148H86ZM73 147V148H74ZM113 147V146H112ZM162 147V146H161ZM43 148V147H42ZM50 148H52V147H50ZM81 148V147H80ZM80 148H77L78 150L77 151H79V150H81ZM91 148H90V150H91ZM116 148V147H115ZM54 149V148H53ZM87 149V148H86ZM89 149V148H88ZM110 149V148H109ZM109 149H107V150H105V151H109ZM112 149V148H111ZM71 149L69 148V151H70ZM140 150H142V152L140 151ZM185 150V149H184ZM61 151V150H60ZM65 151H67V148H66V150ZM82 151V150H81ZM104 151V152H105ZM111 151V150H110ZM145 151H147L146 149H145ZM166 151V152H167ZM52 152V151H51ZM50 151H49V156L51 157V155H52V153H51ZM91 152V151H90ZM89 152V153H90ZM103 152V153H104ZM50 153H51V155H50ZM70 153V152H69ZM76 153V152H75ZM82 153V152H81ZM88 153V154H89ZM106 153V152H105ZM111 153V152H110ZM150 153V152H149ZM198 153V152H197ZM64 154V152L62 153V156H64L63 155ZM65 154H66V152H65ZM68 154V153H67ZM78 153H76V155H77ZM144 154V153H143ZM194 154H196V150H194L193 148H186V150L184 151V155H194ZM60 155V154H59ZM68 155H71V153L70 154H68ZM86 155V154H85ZM120 155V154H119ZM146 155V154H145ZM150 155H151V153H150ZM182 155V154H181ZM62 156H60V157H62ZM122 156V155H121ZM134 156V155H133ZM143 156V155H142ZM66 157V156H65ZM65 157H64V159H65ZM126 157V156H125ZM4 158V157H3ZM54 158V157H53ZM56 158H58V156H56ZM86 158H87V156H86ZM113 158V157H112ZM133 158V157H132ZM176 158V157H175ZM175 158H173L172 159V161H171V164H170V168L173 170L172 171V173L175 171L176 173H177V175L180 177V182L183 180L184 181V183H186L187 184V189H188V191L191 193V195H192V205H191V207H190V209H188V210H190V215H191V219L190 220H192L193 222H194V225H195V228H196V231L197 232H199V233H201V234H203V238H201V240L199 241V245H198V248L202 251V252H205V260L206 261H204V262H206V264H241V263H243V262H241L240 263V261L238 260L239 259V255L237 256L236 254L238 253L237 252V249L235 248L236 247V240H235V236L237 235L236 233L238 232L237 231V228H239V227H235L233 224L235 223V221L237 222V221H239L240 219L241 220H244V218H246V221H244V223H243V226H245L246 228H248L249 230H250V232L251 231H254L253 229H255V224H254V221H255V218H254V216L250 213V211L247 209V207L244 205V203H243V201H242V199H241V196H240V194H239V192H238V190L237 189H231V188H229V190H226V191H224L222 194H219L218 193V187H217V183L215 182V181H210V182H204V181H202V180H200V179H198L197 177L198 176H196V174H195V172L194 171H192V170H190V169H186L185 167H183L182 165H180V160H176ZM63 159V158H62ZM62 159H57L58 161L60 160V161H62ZM123 159V158H122ZM122 159H121V164H122ZM54 161V160H53ZM52 160H51V162H53ZM169 161V162H170ZM44 162H46V161H44ZM43 162V163H44ZM48 162V161H47ZM47 162H46V164L45 165H47ZM49 162H50V160H49ZM48 162V163H49ZM189 162V161H188ZM6 163V162H5ZM4 163V164H5ZM54 163V162H53ZM60 163V162H59ZM85 163L86 164H88V165H85ZM9 164V165H10ZM42 164V163H41ZM94 164H96V165H94ZM108 164L111 166V167H109V169L111 170V169H113L114 167H117L120 163H119V161L118 160H116V161H109L108 162ZM183 164H185V163H183ZM8 165V164H7ZM123 165V164H122ZM49 166H51V164L49 165ZM48 166V167H49ZM57 166H59V164L57 165ZM62 166V165H61ZM73 166V165H72ZM53 167V166H52ZM56 167V166H55ZM63 167H64V165H63ZM108 167H107V169H108ZM42 168V167H41ZM67 168V167H66ZM118 168V167H117ZM53 169V168H52ZM56 169V168H55ZM62 169V168H61ZM92 169L94 170V171H92ZM49 170V169H48ZM12 171V170H11ZM52 171V170H51ZM54 171H56V170H54ZM53 171V172H54ZM58 171V170H57ZM66 171V170H65ZM64 171V172H65ZM112 171V170H111ZM110 171V172H111ZM118 171V170H117ZM116 171V172H117ZM70 172V173H69ZM119 173H121L120 172V170L118 171ZM117 172V173H118ZM174 172V173H175ZM172 175V174H171ZM114 176H115V173H114ZM117 176V175H116ZM177 176V177H178ZM111 177V176H110ZM118 177V176H117ZM120 178V177H119ZM123 178V177H122ZM230 178V177H229ZM126 179H128V178H126ZM178 180V181H179ZM150 181V180H149ZM148 181V182H149ZM10 182H12V181H10ZM119 183V182H118ZM135 183V182H134ZM143 183V182H142ZM170 183V182H169ZM179 183V182H178ZM125 184V183H124ZM151 184V183H150ZM142 185V184H141ZM170 185V184H169ZM175 185V184H174ZM182 185V184H181ZM119 186V187H120ZM186 185L184 184L183 185V187H185ZM147 187V186H146ZM168 187V186H167ZM171 187V186H170ZM177 187V186H176ZM118 188V187H117ZM116 188V189H117ZM166 188V187H165ZM169 188V187H168ZM181 188V187H180ZM186 188V187H185ZM12 189H13V187H12ZM119 189V188H118ZM111 190V191H110ZM143 190V189H142ZM20 191H21V189H20ZM33 191V190H32ZM116 191H118V190H116ZM175 191H177V190H175ZM188 191H187V193H188ZM119 192V191H118ZM129 193V192H128ZM164 193V192H163ZM176 193V192H175ZM178 193V192H177ZM116 194V193H115ZM145 194V193H144ZM160 194V193H159ZM169 194V193H168ZM182 194V193H181ZM178 195V194H177ZM183 195V194H182ZM187 196H188V194H186ZM185 195V196H186ZM146 196V195H145ZM144 196V197H145ZM159 196V195H158ZM122 197V196H121ZM147 197V196H146ZM189 197V196H188ZM188 197H185V198H188ZM157 198V197H156ZM191 198V197H190ZM169 199V198H168ZM173 199V198H172ZM146 200V199H145ZM157 200V199H156ZM164 200V199H163ZM165 200H167V198H165ZM191 200V199H190ZM150 201V200H149ZM154 201H155V199H154ZM177 201V200H176ZM179 201V200H178ZM161 202V201H160ZM158 203V202H157ZM165 203V202H164ZM167 203V202H166ZM214 203V204H213ZM227 204V203H234V204H231V205H235V211H236V215H233V216H227L226 214L225 215H220V216H218V218H216V219H214V220H209V219H207V218H205L204 217V213H201L200 211L201 210H204L205 208H207L209 205H211V207H212V205H214V206H219V205H222V204ZM162 204V203H161ZM173 204V203H172ZM163 205V204H162ZM163 206H165V205H163ZM224 206V205H223ZM64 207V206H63ZM152 207V206H151ZM166 207H167V205H166ZM232 207V206H231ZM215 208V207H214ZM50 209V208H49ZM209 209V208H208ZM225 209V208H224ZM66 211V210H65ZM161 211V210H160ZM176 211V210H175ZM181 211V210H180ZM205 211V210H204ZM232 211V210H231ZM62 212V211H61ZM157 212V211H156ZM220 212V211H219ZM60 213V212H59ZM48 214V213H47ZM58 214V213H57ZM62 214H63V212H62ZM72 214V213H71ZM70 214V215H71ZM228 214H230V213H228ZM234 214V213H233ZM156 215V214H155ZM184 215V214H183ZM188 215H189V213H188ZM157 216V215H156ZM58 217V216H57ZM160 217V216H159ZM207 217V216H206ZM154 218H156L155 216H154ZM188 218H190V217H188ZM215 218V217H214ZM236 219V220H235ZM53 220H55L56 222H58L57 220H56V218H53ZM241 222V221H240ZM50 223V222H49ZM66 223V222H65ZM102 223H103V220H102ZM166 223V222H165ZM171 223H172V221H171ZM238 223V222H237ZM151 224V223H150ZM159 224V223H158ZM162 224V223H161ZM168 224V223H167ZM185 225H186V223H184ZM85 225V224H84ZM185 225H183L184 227H185ZM193 225V226H194ZM240 225H242V222H241V224ZM163 227L162 228H165L164 227V225H162ZM238 226V225H237ZM168 227V226H167ZM99 228V227H98ZM157 229V228H156ZM193 229V228H192ZM191 229V232H195V230L193 231ZM240 229V228H239ZM242 229V228H241ZM240 229V230H241ZM93 230V229H92ZM190 230V229H189ZM245 230V229H244ZM155 231V230H154ZM246 231V230H245ZM108 232V231H107ZM196 232V233H197ZM185 233H186V227H185ZM195 233V234H196ZM243 233V232H242ZM107 234V233H106ZM183 234V233H182ZM239 234H241L240 232H239ZM103 235V234H102ZM197 235V234H196ZM242 235V234H241ZM245 235H247V233L245 234ZM77 236V235H76ZM114 236V235H113ZM237 236H239V235H237ZM236 236V237H237ZM98 237V236H97ZM106 237V236H105ZM167 237V236H166ZM189 237V236H188ZM149 238V239H148ZM181 238V237H180ZM246 238V237H245ZM108 239V238H107ZM196 239V238H195ZM195 239H194V242H195ZM242 239H244V238H242ZM250 239V238H249ZM100 240V239H99ZM99 240H98V242H99ZM159 240V239H158ZM239 239H237V242H239L238 241ZM95 241V240H94ZM240 241H241V239H240ZM247 241V240H246ZM249 241V240H248ZM88 242V241H87ZM179 242V241H178ZM243 242V241H242ZM245 242V241H244ZM246 243V242H245ZM249 243H251V242H249ZM90 244V243H89ZM241 244V243H240ZM100 245V244H99ZM251 245V244H250ZM98 246V245H97ZM104 246V245H103ZM105 247V246H104ZM132 248V247H131ZM247 248V247H246ZM258 250H259V252H260V254H261V256H262V262H261V264H264V251H262L260 248H258V247H256ZM15 248L13 247V246H9V247H7V250L5 251V254L6 255H4V262L6 261V259L8 260V256H10V255H14L13 253H11L12 251L11 250H14ZM243 249H245V248H243ZM249 249V248H248ZM241 250V249H240ZM199 251V250H198ZM242 251V250H241ZM249 251H251V250H249ZM162 252H164V251H162ZM185 252V251H184ZM245 252V251H244ZM243 252V253H244ZM17 253V252H16ZM251 253H252V251H251ZM20 254V253H19ZM19 254H18V257L17 258H20L21 260H27L28 259V257H30V255L25 251V252H23V254H21L20 256H19ZM133 254V253H132ZM164 255V254H163ZM242 255V254H241ZM246 255V254H245ZM1 256V255H0ZM212 256H214V258H212ZM229 256H232L231 258H227V257H229ZM251 256V255H250ZM13 257V256H12ZM183 257V256H182ZM254 257H256V256H254ZM172 258H174V257H172ZM204 258V257H203ZM245 258V257H244ZM253 258V257H252ZM257 258V257H256ZM12 259V258H11ZM19 259V260H20ZM243 259V258H242ZM121 260V259H120ZM133 260H135V259H133ZM178 260V259H177ZM197 260V259H196ZM243 261H245V260H243ZM248 261V260H247ZM252 261V260H251ZM26 262V261H25ZM128 262V261H127ZM130 262V261H129ZM190 262V261H189ZM6 263V262H5ZM27 263H28V261H27ZM133 263V262H132ZM257 263H258V261H257ZM256 263V264H257ZM24 264V263H23ZM130 264V263H129ZM250 264H252V263H250Z\"/></svg>","mask_w":264,"mask_h":264},{"label":"crops","instance_id":"crops-1","mask_svg":"<svg viewBox=\"0 0 264 264\" xmlns=\"http://www.w3.org/2000/svg\"><path fill=\"white\" fill-rule=\"evenodd\" d=\"M254 224H255V229H253L254 231H251V233H254V232L257 231V223H256V219H255V221H254ZM254 242H255L256 247H258V248H260L262 251H264L263 246H261L260 242L258 243V241L256 240V238H255Z\"/></svg>","mask_w":264,"mask_h":264}]
</instances>
